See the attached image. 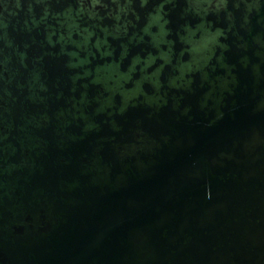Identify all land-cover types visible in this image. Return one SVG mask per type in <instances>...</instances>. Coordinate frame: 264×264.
<instances>
[{"label":"water","instance_id":"95a60500","mask_svg":"<svg viewBox=\"0 0 264 264\" xmlns=\"http://www.w3.org/2000/svg\"><path fill=\"white\" fill-rule=\"evenodd\" d=\"M0 264H264V0H0Z\"/></svg>","mask_w":264,"mask_h":264}]
</instances>
